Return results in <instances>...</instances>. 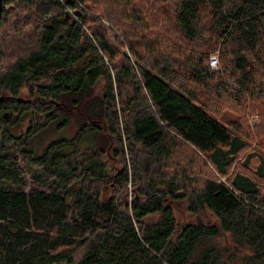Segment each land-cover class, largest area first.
Returning a JSON list of instances; mask_svg holds the SVG:
<instances>
[{"label": "trees", "instance_id": "trees-1", "mask_svg": "<svg viewBox=\"0 0 264 264\" xmlns=\"http://www.w3.org/2000/svg\"><path fill=\"white\" fill-rule=\"evenodd\" d=\"M89 2L4 1L0 18L12 3H32L39 25L34 47L0 70V123L15 126L27 118L30 126L24 136L8 124L0 129V264H264V194L242 171L228 177L244 142L192 89L170 82L161 67L174 74V60L157 50H168L164 42L175 43L173 50L186 55L182 63L190 82L206 85L222 83L208 64V53L219 47V63H227L239 92L264 97V0H166L153 15L165 18V30L173 34L171 40L156 39L153 67L141 65L128 40L129 32L137 35L141 28L138 15L131 12L127 25L121 24L122 37L117 27L88 11ZM156 25L152 22V32ZM182 43L188 48L176 50ZM123 45L130 55L119 51ZM252 63L259 68V85ZM23 89L27 100L20 95ZM76 117L78 137L94 147L59 137L35 153L38 135L60 131ZM181 146L210 165L211 175L202 183L161 174V163ZM112 149L111 160L121 156L123 163L114 187L127 194L131 182L129 202L115 195L100 198L108 168L103 157ZM19 155L41 168L27 192ZM151 164L159 180L144 177L146 184L134 191L129 177L136 182L141 171H153ZM263 170L259 163L257 175ZM168 198L186 200L192 215L209 210L215 226L187 223L174 238L178 225ZM153 215L155 222L149 220ZM220 232L230 235L239 258L219 261L214 249L198 251L202 239Z\"/></svg>", "mask_w": 264, "mask_h": 264}, {"label": "rangeland", "instance_id": "rangeland-1", "mask_svg": "<svg viewBox=\"0 0 264 264\" xmlns=\"http://www.w3.org/2000/svg\"><path fill=\"white\" fill-rule=\"evenodd\" d=\"M128 1H130V4L125 6L122 4H113L107 0H92V2H89L91 7L88 8V11L103 19L108 27L109 25H113L115 28L117 27L119 29L118 33L122 37H124L125 32L121 28V24L127 25L129 22L128 17L132 15L131 12L135 16L138 15L141 20V28L137 30V35L134 32H129L128 35L131 39L128 40L135 49L141 65L153 67L157 59L156 39L168 37L171 40L173 34L170 29L165 30V18L159 19L153 15V12L159 9L158 7L161 10L164 9L166 0ZM7 8L9 12L6 17L0 18V70L9 66L15 57L24 55L30 48L34 47L39 25V17L32 3L27 7H20L19 4L12 3ZM67 10L71 11V9ZM152 22L157 23L155 32H152ZM161 22L163 24H159ZM107 33L110 35L108 29ZM164 45L168 47V50L160 48H157V50L159 53H168L174 60V74L169 72V68L165 69L163 66L161 67L162 72L164 71L168 74L170 82L175 87H180L183 90L192 89L198 101L219 120L224 122L233 135H237L244 142L243 149L236 154L228 170V177L238 171H242V174L250 177L258 184L261 192L264 194V175H257L258 164L263 163L264 165V97H255L250 92H239L238 86H235L231 74L227 73L226 68H224L227 63H219V47H216L208 53V64L212 70L219 74V77H215L220 79L222 83L216 84L212 81L206 85H197L191 83L186 74L184 63H182L186 59V55L173 50L175 43H170L169 45L168 42H164ZM177 45L176 50L179 51H184L188 48L187 44L184 43ZM119 51H124L127 55H130L128 53V47L124 45ZM120 56L119 54L116 59ZM258 70V66L252 63L251 75L256 85H259L261 82ZM20 95L26 100L29 98L26 89H23ZM13 117L10 120H13ZM80 122L81 120L76 117L60 131L48 129L38 135L34 139L35 153L41 154L45 146L59 137L72 139L73 144L81 148L94 147V142L86 140L83 136L78 137L81 133H78ZM10 123H7L10 126L9 130L16 135H27L30 130L27 118L19 125L11 126ZM7 124L0 123V129L4 128ZM123 138V141H125L126 137L123 136ZM112 152L113 149L109 151L108 155L105 153V158L103 157V160L108 164V168H106L104 180L100 181V198L106 199L115 195L120 200L129 202L131 200L132 183L129 182L125 185L127 194L125 191H117L116 187H114L117 181L115 178L116 171L123 166V163L121 156L111 160ZM81 160L79 159V161ZM17 163L25 179V184L22 189L27 192L32 183L31 177L41 172V168L27 163L20 155L17 156ZM209 166L203 162V158L199 154L192 152L187 146H181L173 156L161 163V174L165 177L164 179L180 175L182 178L188 176L191 180L195 179L196 182L202 183L211 175L209 172L211 167ZM151 167L153 171H141L140 175L136 176V182L131 176L129 177L135 185L134 191H136V187H141L146 184L144 177H151L153 174L154 180H159L160 177L156 178V166L152 165ZM186 188L189 189V187H184L183 191ZM166 204L170 205L178 225L174 238L177 236L179 229L187 223L199 226H215L217 222L214 214L207 209L198 214H190L187 210L186 200L173 201L168 198ZM157 218V215H153L149 217V220L155 222ZM29 231L33 232V229L30 228ZM233 245L230 235L225 232H220L216 237L202 239L197 247L198 251H204L206 249L218 251L219 261H224L234 256L240 257L236 247Z\"/></svg>", "mask_w": 264, "mask_h": 264}, {"label": "water", "instance_id": "water-1", "mask_svg": "<svg viewBox=\"0 0 264 264\" xmlns=\"http://www.w3.org/2000/svg\"><path fill=\"white\" fill-rule=\"evenodd\" d=\"M4 1L5 0H0V16L2 15L3 11H4ZM3 117L4 118H7L8 117V113H4L3 114Z\"/></svg>", "mask_w": 264, "mask_h": 264}]
</instances>
